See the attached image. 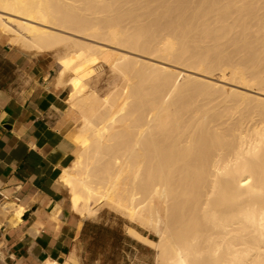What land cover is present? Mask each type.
I'll list each match as a JSON object with an SVG mask.
<instances>
[{
    "label": "bare ground",
    "instance_id": "bare-ground-1",
    "mask_svg": "<svg viewBox=\"0 0 264 264\" xmlns=\"http://www.w3.org/2000/svg\"><path fill=\"white\" fill-rule=\"evenodd\" d=\"M0 29L66 48L73 212L152 231L157 264H264V0H0Z\"/></svg>",
    "mask_w": 264,
    "mask_h": 264
},
{
    "label": "crops",
    "instance_id": "crops-1",
    "mask_svg": "<svg viewBox=\"0 0 264 264\" xmlns=\"http://www.w3.org/2000/svg\"><path fill=\"white\" fill-rule=\"evenodd\" d=\"M11 38L0 29V264H157L155 238L143 228L105 208L73 212L60 182L75 156L70 89L55 87L54 51ZM7 205L22 209L18 218Z\"/></svg>",
    "mask_w": 264,
    "mask_h": 264
},
{
    "label": "rangeland",
    "instance_id": "rangeland-1",
    "mask_svg": "<svg viewBox=\"0 0 264 264\" xmlns=\"http://www.w3.org/2000/svg\"><path fill=\"white\" fill-rule=\"evenodd\" d=\"M74 6H78V7H82L80 6L78 3H74ZM66 50V48L64 46H60L57 49L53 50L54 52L51 54L53 55L55 58L57 57V55H60L62 53H64V51ZM69 74H65V78H68ZM218 74L214 73V78H217ZM111 79V75L110 73L107 71L106 67H103L101 72H100V76H94L91 79H89V86L90 88H93L99 95H103L106 91H107V87H108V83ZM226 87H230L229 85H226ZM106 211H109L108 209H106ZM121 221H124L129 227H133V228H140L137 224L131 223L129 222L126 218L123 217V219ZM142 229V228H141ZM145 230V229H143ZM148 234H152L153 238H155V241L158 240L156 234H154L152 231H147L145 230Z\"/></svg>",
    "mask_w": 264,
    "mask_h": 264
}]
</instances>
